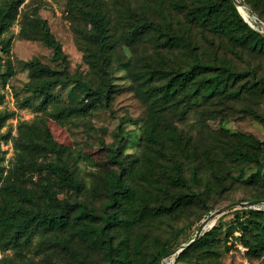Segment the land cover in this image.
I'll list each match as a JSON object with an SVG mask.
<instances>
[{"label":"rangeland","instance_id":"1","mask_svg":"<svg viewBox=\"0 0 264 264\" xmlns=\"http://www.w3.org/2000/svg\"><path fill=\"white\" fill-rule=\"evenodd\" d=\"M103 1L104 9L112 17L108 32L111 44L107 50L109 62L105 71L99 67L95 56L99 52L98 46L88 42L82 35L86 30L85 23L78 19L68 0H25L22 12L30 14L36 11L47 21L50 32L60 44L70 75L79 76L85 83L96 87L101 84V78L106 74L115 89L109 100L110 108L104 106V100L95 98L93 107L85 115L71 120H57L44 110H36L41 97L28 87H35L38 80L42 82L43 79L32 74L26 62L37 59L55 70H61L64 64L44 42L20 35V18L5 33V36L12 35L10 56L15 75L2 89L4 98L0 103V110L13 114L7 119L1 132L6 134L10 131L11 135L16 136V125L19 121L44 120L53 139L70 152L74 161L72 169L82 186L79 190L63 188L59 186V179L46 169L42 170V174H38L39 170L35 171L25 184L29 189L37 191L39 184L49 179L59 199L85 200L96 212H103L106 201L104 184L106 180H114L117 175V166L107 161L108 147L119 137L117 129L120 127L123 132L121 155H124L125 165H129L131 169L127 180L135 191L148 194L147 208L138 212L137 218L128 211H123L120 215L121 224L113 239L114 245L119 249L118 258L122 257V263L117 264H150L149 260L164 245H167L169 253L159 260V264H264V247L254 236L256 228H245V225L249 226L254 221L250 211H264V203L255 206L236 205L216 216L215 223L210 227L205 226L201 232L200 237L211 230L212 234L206 238V242L194 247L183 261H175L178 254L175 251L195 236L210 213L228 203L245 202L254 200L251 197L264 196V184L256 173L257 163H264V88H246L250 83L248 79L252 78L249 70H255L256 77L264 83V50L242 46L232 40L230 35L212 27L189 23L183 27L187 40L202 59L215 63L225 62L233 69L247 74L236 81L235 87L240 92L236 91L225 98L223 95L211 103L210 111L214 114L212 118L207 117L206 113L200 114L203 107H187L184 103H180L177 110L172 107L162 110L163 114L171 116L178 130L186 134L185 141L189 138L185 152L181 154L184 176L190 179V166L196 165L192 158L186 156L190 145H198L205 166L197 169L198 182L190 183L191 189L195 194L201 195L202 200L171 214L153 216L147 209L159 203L168 204L170 196L165 191L161 193L150 188L147 182L149 176L145 173L144 152L147 150L144 145V129L150 110L148 102L137 87L141 85V77L148 70L159 71L147 83L161 82L164 74L160 68L168 70L186 66L189 56L186 55L187 43L183 46L181 41H173L172 34V41L169 42V38L165 39L164 31L140 30L135 35L127 34L129 19L126 10H129L131 16L133 12L140 13L144 10L153 22L167 30L169 22L173 28H176L177 20L183 24L184 7L191 6L197 0ZM256 2L264 16V0ZM234 5L243 16L239 9L242 7L246 14L244 17L250 20L252 28L264 36V22L258 14L247 4H244L245 7L235 3ZM142 84L144 85L140 88L148 86L145 82ZM49 94L63 101L76 102L83 96L80 87H75L74 82L51 86ZM24 102L28 105L21 107ZM248 107L253 108L261 118L245 114L244 109ZM46 109H51V106ZM240 134L250 138L253 145L247 146L239 138ZM173 142L164 145L163 155L157 156L162 163L171 164L170 159L177 151V141ZM219 145L227 147L228 150L237 147L246 150L241 151L240 157L233 158L226 156L227 150L224 153ZM211 147L209 157L216 167L214 170L208 167L207 159L202 154L204 148ZM0 149L4 151V164L7 165L13 156L11 138L6 141L0 139ZM177 153L180 154L181 151ZM45 156L39 157V163L52 160L48 155ZM158 172L161 173L162 169ZM158 178L165 181L164 175L163 178ZM165 187L169 193H176L174 187ZM35 198L42 202L40 197ZM212 227L215 228L211 229ZM65 235L70 238L69 242L73 247L87 255L90 264H103L101 254L88 246V242L70 232H65ZM243 236L257 246L255 250L249 249L246 241L242 239ZM6 254L11 255V252ZM28 255L35 261H41L40 264H65L69 259L68 254L56 246L50 247L48 257L43 254L34 255L32 252Z\"/></svg>","mask_w":264,"mask_h":264},{"label":"trees","instance_id":"2","mask_svg":"<svg viewBox=\"0 0 264 264\" xmlns=\"http://www.w3.org/2000/svg\"><path fill=\"white\" fill-rule=\"evenodd\" d=\"M239 1L250 6L264 20L256 0ZM68 3L78 19L85 23L86 30L82 35L88 42L98 46L99 52L95 56L97 62L99 61V67L105 71L109 62L107 50L111 44L108 32L112 17L104 9V1L68 0ZM24 5L25 0H0V103L4 98L2 89L15 75V67L10 56L12 35L5 36V33L20 18V35L44 42L53 50V55L61 59L64 64L61 70H55L37 59L26 62L31 68V73L39 77L38 79H43L42 82L38 80L35 87H28L41 97L36 110H44L57 120H71L85 115L93 107L95 98L104 100V106L110 108L109 100L115 89L106 74L104 78H101V84L96 87L85 83L79 76L70 75L60 44L50 32L47 21L36 11L30 14L22 12ZM125 7L129 9L128 5ZM184 8L183 24L177 20L178 24L176 28H173L172 23L169 22L167 30L153 22L144 10L140 13L133 12L132 16L129 10H126L129 19L127 34L135 35L140 30L164 31L165 39L169 38V42L172 41L170 37L172 34L173 41H181L183 46L187 43L186 55L189 56L186 66L172 67L168 70L160 68L164 74L161 82L147 83L159 71L148 70V73L141 77V85L137 87L148 102L150 110L144 129V145L147 150L144 152L145 173L149 176L147 182L150 188L157 189L161 193L165 191L170 196L168 204L159 203L147 209L153 216L171 214L175 210H181L193 202L202 200L201 195L195 194L196 192L191 189L190 183L198 182L197 169L200 167L203 169L205 166V160L199 154L198 145L192 146L189 142L190 147L186 156L192 158L196 165L190 166V179L184 176L181 154L185 152L184 148L189 138L185 141L186 134L178 130L171 116L163 114L162 110L171 107L177 110L179 104L184 103L187 107L192 105L203 107L200 114L206 113L207 117L212 118L214 114L210 111L211 103L223 95L225 98L231 93L240 92V89L235 87L236 81L247 74L233 69L225 62L215 63L202 59L195 47L191 46L187 40L183 27L187 23L212 27L230 35L232 40L241 43L242 46L248 45L253 49L264 50V36L244 20L232 0H197L191 6ZM249 71L252 78L248 79L250 83L249 87H246L247 90L264 88V83L256 77L255 70ZM70 82H74L75 87H80V92L83 94L80 101H63L49 94L51 86L65 85ZM142 82L148 86L140 88L144 85ZM26 105L28 104L24 102L20 106ZM47 106H51V109H46ZM244 113L261 118L251 107L245 108ZM12 114L13 112L0 110V139L6 141L11 138L13 143V156L7 165L4 164V151L0 149V264H40L41 261H35L28 253L43 254L44 257H48L52 246L60 247L68 254L69 259L65 264H90L87 255L71 245L70 238L65 235V232L77 235L81 240L88 242V246L101 254L103 264L122 263V257L118 258V246L113 243L121 224L120 215L123 211H128L130 215L137 218V213L147 208L148 193L135 191L127 180L131 169L129 165H125L124 155H121L123 132L120 127L117 129L119 137L108 147L107 157L109 163L117 166V175L114 180H106L104 184L106 201L103 212L98 213L89 207L85 200L59 199L49 179L41 182L37 191L28 188L25 184L26 180L31 179L35 171L39 170L38 174H42V170L45 169L59 179V186L63 188L79 190L82 183L72 169L74 161L70 152L53 139L44 120L19 121L16 125V136L11 135L10 131L3 134L1 129ZM262 117L264 118V115ZM239 138H242L247 146L253 145L247 136L240 134ZM173 141H177V151L170 159L171 164L162 163L157 156H162L163 146L174 143ZM219 148L224 153L227 150L226 156L233 158L240 157L241 151L246 150L240 147L228 150L223 145H219ZM211 149L212 147L204 148L202 154L207 159L208 167L214 170L216 167L209 157ZM178 151L181 153L178 154ZM45 155L52 160L47 159L39 163V157H46ZM159 169H162L163 174L158 172ZM256 173L260 175L264 184L263 162L257 163ZM142 175L146 177L145 174ZM163 175L165 181L158 178H163ZM164 184L174 187L176 193H169L166 185L163 187ZM36 196L40 197L42 202L36 200ZM250 199H264V196ZM250 215L254 218V225H245V228L251 230L256 228L254 236L264 247V211L252 210ZM257 217L260 220H257ZM210 231L180 251L175 261H183L186 254L194 247L206 242V238L212 234ZM242 239L246 241L249 249H256L257 246L247 241L244 236ZM166 246L164 245L152 256L149 260L150 264H159V260L169 253ZM7 252H11V255H7Z\"/></svg>","mask_w":264,"mask_h":264},{"label":"water","instance_id":"3","mask_svg":"<svg viewBox=\"0 0 264 264\" xmlns=\"http://www.w3.org/2000/svg\"><path fill=\"white\" fill-rule=\"evenodd\" d=\"M233 2L237 5V6H244L243 3H241L239 0H233ZM245 7V6H244ZM244 20L249 24L252 25V23L250 22V20H248L247 17H244ZM262 22H264L263 20H261ZM264 203V201L261 200H249V201H245V202H233V203H228L222 207H219L218 209H216L214 212L210 213L208 215V217L202 222V224L200 225L199 229L197 230L195 236L190 239L188 242H186L185 244H183L178 250H176V253H179L180 251H182L184 248H186L187 246L191 245L194 241H196V239H198L201 235V232L203 230V228L207 225L208 221L211 219H216L215 217L220 215L221 213L225 212L226 210L230 209L233 206L236 205H245V206H255L258 204ZM174 260V259H173Z\"/></svg>","mask_w":264,"mask_h":264},{"label":"bare ground","instance_id":"4","mask_svg":"<svg viewBox=\"0 0 264 264\" xmlns=\"http://www.w3.org/2000/svg\"><path fill=\"white\" fill-rule=\"evenodd\" d=\"M239 9L243 13V16H246V14H245L244 10L242 9V7H239ZM215 221H216V219L209 220L206 226L210 227L211 225H213L215 223Z\"/></svg>","mask_w":264,"mask_h":264}]
</instances>
